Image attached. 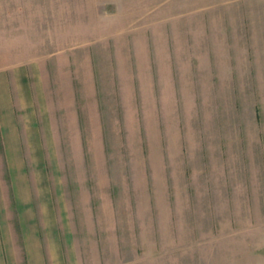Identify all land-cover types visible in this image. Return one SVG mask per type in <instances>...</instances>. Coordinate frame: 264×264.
<instances>
[{
    "label": "rangeland",
    "instance_id": "rangeland-1",
    "mask_svg": "<svg viewBox=\"0 0 264 264\" xmlns=\"http://www.w3.org/2000/svg\"><path fill=\"white\" fill-rule=\"evenodd\" d=\"M242 31L258 54V94L220 85L194 95L182 81L178 100H161L162 64L179 57L185 80L194 38L224 48ZM106 42L132 65L109 82H130V93L115 84L84 112L70 95L52 103L48 163L24 169L64 192L71 264H264V0H0V65Z\"/></svg>",
    "mask_w": 264,
    "mask_h": 264
},
{
    "label": "crops",
    "instance_id": "crops-1",
    "mask_svg": "<svg viewBox=\"0 0 264 264\" xmlns=\"http://www.w3.org/2000/svg\"><path fill=\"white\" fill-rule=\"evenodd\" d=\"M53 14L66 16L64 9L60 14ZM224 37L225 44L234 38ZM235 41L230 46L222 48L217 45L213 49L207 44L200 45L194 38V42L187 45L189 63L186 65L185 80L183 76L177 81L175 78L176 71L184 67L178 63L179 57L175 63L177 55L174 58L175 65L169 67V61L162 64L165 70L170 71V90L162 93L164 97L159 99L178 100L175 97L179 94L178 86L182 81H187L194 95L206 94L207 87L215 91L220 85L233 86L236 96L243 91L242 88L258 94L260 75L253 38L247 31H242L236 45ZM110 47V42H106L91 53L79 49L73 55L66 54L60 48L48 52L49 55L45 56L49 58L48 61L30 57L26 61L12 60L0 65V167L6 166L8 172L3 174L0 170V264H71L65 246L66 226L62 227L66 221L61 200L64 192L60 188L53 192L50 185L45 184L47 179L43 175L26 174L24 169L28 165L44 166L48 163L43 151L53 147L50 140L44 139V135L47 139V135L52 132L51 118L55 115L51 111L52 103L65 102L67 95H70L74 97L73 101L79 103L78 109L84 112V108L88 109L92 103H101L105 96L107 98L111 86L115 84L118 88L124 86L130 91V82L117 80L113 85L109 82V78L112 81L119 79V75L115 74L116 69L130 71L132 67L130 61L118 58L121 54L119 49ZM177 50L175 48V54L179 53ZM207 54H214L213 62L211 58H202ZM60 55L64 61L58 62ZM82 64L86 65L88 74L81 73L85 70ZM67 74L70 79L68 83L64 81ZM127 79L129 81L128 76ZM135 92L137 94L138 90ZM82 103H85V107ZM56 109L60 111L61 107ZM258 114V110L252 114L257 123V134L260 122ZM56 125L59 126L54 130L55 133H61V124ZM261 129L260 137L257 135V146L262 148L261 156L264 159V127ZM222 148H225L224 145ZM6 174L8 178H5ZM3 179L4 182H10L7 189H2ZM255 190H258L257 187Z\"/></svg>",
    "mask_w": 264,
    "mask_h": 264
}]
</instances>
